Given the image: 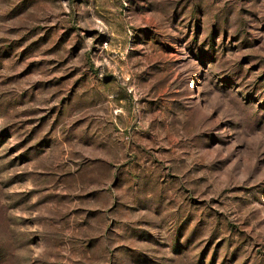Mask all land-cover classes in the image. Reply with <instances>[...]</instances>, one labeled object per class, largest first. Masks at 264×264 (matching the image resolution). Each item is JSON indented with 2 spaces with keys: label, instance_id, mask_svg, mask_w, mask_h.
<instances>
[{
  "label": "rangeland",
  "instance_id": "obj_1",
  "mask_svg": "<svg viewBox=\"0 0 264 264\" xmlns=\"http://www.w3.org/2000/svg\"><path fill=\"white\" fill-rule=\"evenodd\" d=\"M0 264H264V0H0Z\"/></svg>",
  "mask_w": 264,
  "mask_h": 264
}]
</instances>
